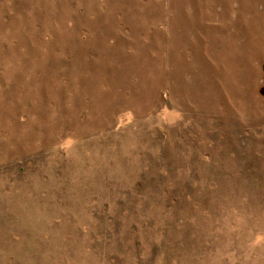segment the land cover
Returning <instances> with one entry per match:
<instances>
[{"label": "rangeland", "instance_id": "obj_1", "mask_svg": "<svg viewBox=\"0 0 264 264\" xmlns=\"http://www.w3.org/2000/svg\"><path fill=\"white\" fill-rule=\"evenodd\" d=\"M264 0H0V264H264Z\"/></svg>", "mask_w": 264, "mask_h": 264}, {"label": "bare ground", "instance_id": "obj_2", "mask_svg": "<svg viewBox=\"0 0 264 264\" xmlns=\"http://www.w3.org/2000/svg\"><path fill=\"white\" fill-rule=\"evenodd\" d=\"M264 14V13H263Z\"/></svg>", "mask_w": 264, "mask_h": 264}]
</instances>
